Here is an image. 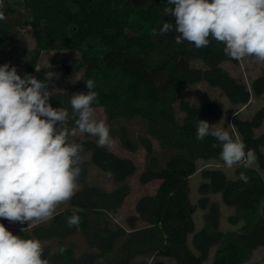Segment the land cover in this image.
<instances>
[{"label":"trees","instance_id":"trees-1","mask_svg":"<svg viewBox=\"0 0 264 264\" xmlns=\"http://www.w3.org/2000/svg\"><path fill=\"white\" fill-rule=\"evenodd\" d=\"M168 6L167 0H14L5 1L0 9L6 17L0 20V48L8 46V33L19 25H30L34 35V48L12 45L9 49L12 61L25 57L23 74L35 76L42 51L81 53L83 85L88 91L85 81L94 80L98 99L93 106H102L107 112L110 135L122 133L127 146L133 132L129 124L136 122L145 134L140 135V143L146 150V164L139 180L142 184L160 181L155 193L137 201V215L128 218L129 230L110 226L107 218L96 232L95 243L90 241L96 252L75 257L72 248H63V252L50 253L49 264H150L146 260L134 262L138 255L153 257L151 264H168L164 259L175 264H205L214 246L217 249L212 264H242L255 249L264 247V177L260 172L264 171V132L255 135V129L264 121V106L247 120L235 114L232 124L239 138L230 133L246 145L245 151H255L257 168L241 165L234 179L221 169L203 170V180L198 185L200 197L192 203L189 179L196 172L197 160L222 161V149L214 137L196 139V122L220 117L223 109L214 102L194 106L189 92L178 100L183 86L199 82L220 88L233 105H246L252 95L264 100V74L252 81L250 90L223 65L239 61L225 55L222 43L209 37V45L197 49L187 41L177 44L174 31L153 36L151 29H158L162 22L174 24L173 17L163 15ZM15 13L19 21L8 20ZM197 59L205 68L192 65ZM70 100L50 98L53 105L67 109L71 117ZM176 102L184 114L182 118L177 115ZM150 136L158 140L163 153L155 149ZM80 144L83 151L91 153V162L119 187L113 192L94 186L78 190L67 208L32 227L34 238L50 240L64 238L76 230L88 232L91 215L100 210L116 211L129 191L125 183L138 169L132 159L98 147L94 141ZM86 166L83 162L77 182H85ZM242 172L248 177L247 183L240 179ZM217 193L224 205L234 209V214L228 216L229 223H243L239 230H221L220 205L209 197ZM73 208L81 209L77 213L81 218L78 228H69L66 223ZM198 208L206 212L203 227L195 232L194 214ZM137 220L144 226L138 227ZM24 234L30 239L27 232ZM191 234L194 249L189 244ZM58 245L64 246L62 241Z\"/></svg>","mask_w":264,"mask_h":264},{"label":"clouds","instance_id":"clouds-1","mask_svg":"<svg viewBox=\"0 0 264 264\" xmlns=\"http://www.w3.org/2000/svg\"><path fill=\"white\" fill-rule=\"evenodd\" d=\"M167 3L163 15L173 17L174 24L162 22L158 29H151L153 36L174 31L177 44L187 41L197 49L207 47L211 37L224 45L225 55L233 60L253 57L264 62V0ZM5 19L0 10V20ZM46 67L51 69L52 65ZM53 77L59 79V74L49 71L41 81L28 73L21 76L15 65H0V219L29 225L48 221L60 204L71 200L83 163V145L68 139L77 130L97 137L98 147L111 149L115 145L105 121L94 118L93 104L98 99L94 80L85 81L87 93L71 96L70 117L67 109L53 108L49 103ZM208 136L219 142L220 159L228 168L235 164L249 167L256 162L255 151H245L241 140L233 139L222 127L197 119L196 139L202 141ZM240 179L248 182L243 172ZM79 211L73 208V214L66 217L69 228L79 227ZM44 251L40 240L14 235L0 223V264H49L42 258Z\"/></svg>","mask_w":264,"mask_h":264},{"label":"rangeland","instance_id":"rangeland-1","mask_svg":"<svg viewBox=\"0 0 264 264\" xmlns=\"http://www.w3.org/2000/svg\"><path fill=\"white\" fill-rule=\"evenodd\" d=\"M5 1L13 2L14 0H3V4ZM8 20H14L16 22L19 21V16L17 13L8 17ZM130 33L132 31L129 30ZM8 46L5 48H0V65L8 63L11 65H15L17 67L18 74L23 76L24 71L26 69V61L23 60L25 57L19 58L17 61H12L9 54L10 46L12 45H24L27 50H30L35 47V39L32 33L31 27L28 24H22L16 27V29L7 35ZM81 63V53L79 51L74 50H46L42 51L40 57L38 59V64L35 70V77L38 80H45L47 73L49 71L58 73L59 79L55 77L50 81L49 91H51V97H56L57 101L62 99H71V96L76 93H87L85 86L83 85V67H80ZM50 64L52 65L51 69L46 66ZM192 65L198 68H205L204 63L201 60H194ZM223 65L227 67L230 74L235 77L237 80L245 83L249 89L251 90L252 81L264 74V62H257L253 57H245L240 60L237 64H233L231 62H224ZM66 66H69L70 69L67 71ZM37 69H39L37 71ZM71 80H76V83H71ZM189 92V101L194 106H200L207 102H214L220 105L223 109V113L220 117H208L204 120L207 121L210 125H214V127H222L227 130L229 133H234L236 137L239 138L238 134L234 130L233 127V119L235 117L247 120L250 119L261 107L264 106V100L262 97L251 96L249 103L246 105H233L229 99L223 94L220 88L212 87L208 85L206 82H199L192 85H185L181 88L178 94V100H180L184 93ZM53 108H63L60 106L53 105L51 101H49ZM94 107V118L105 121L107 124V112L102 106H93ZM236 110V113L234 111ZM176 111L179 117H183L184 114L180 112L178 107V102H176ZM132 129L131 132V140L127 142V146L123 144L122 133L120 136H112L115 141V145L110 150L119 156H124L132 159L137 165V172L132 175L127 181L126 185L129 187V191L126 194L123 203L116 211L108 210L104 212L100 210L99 213H93L91 215V230L88 232L76 230L75 232L65 236L64 238H56L50 240L38 239L40 240L44 253L42 258L48 257L50 253L54 251H60L61 248H72L74 256L78 257L82 254L89 252H96L97 248L91 245L90 241L95 243V235L96 232L103 227V222L108 218L110 226L116 227L120 225L124 227L126 230H129L128 218L137 215L136 212V204L139 198L146 194L155 193L160 181L154 180L147 184H142L139 180L140 173L144 170L146 164V150L144 146L140 143V135H145L141 128H138L137 123L129 124ZM140 129V130H139ZM264 132V121L261 127L255 129V135H260ZM143 133V134H142ZM70 142L82 143L84 141H94L97 143L98 138L81 133L77 130L75 136L68 137ZM151 141L154 144V147L157 151L162 152L161 147L159 146L158 140L154 137L150 136ZM126 140V139H125ZM127 141V140H126ZM264 152V146L261 148ZM82 157V161L87 163L86 166V179L85 182H77L78 188L77 191L84 188L85 186L97 187L98 189L104 192H113L119 187V183L115 182L109 174L103 172L98 169L91 162V153L89 151H82L80 153ZM243 164H235L233 167L228 168L224 162L216 160V159H198L196 162V172L190 177V199L192 203H196L200 197L198 192V185L203 180L202 171L205 169H221L226 175L234 179L237 177L236 169ZM249 167L257 168L256 165L252 164ZM262 176L264 177V171H260ZM76 191V192H77ZM75 192V193H76ZM210 199L213 201H217L220 205L221 209V219H220V228L223 231H232L239 230L242 226V222L233 225L228 221V216L234 214V209L227 207L222 203L221 194H211L209 195ZM70 201L60 204L55 212H60L64 208H67L70 205ZM206 211L198 208L194 214L195 221V232L199 231L203 227V215ZM0 223L4 224V226L11 231L14 235L21 236L22 238L30 235V239H37L31 236L32 227L39 222H32L30 225L28 222L21 224L19 222H10L7 219H0ZM26 224H28L26 226ZM144 222L141 220H137V226H144ZM21 229H25L21 231ZM24 232V233H23ZM192 237L193 234L189 235V244L192 247ZM62 241L64 246H59V242ZM193 248V247H192ZM194 249V248H193ZM217 247L214 246L211 251L208 260L205 264H212L213 256ZM146 260L150 264L153 262V257L138 255L134 258V262ZM168 264H175L173 260L164 259ZM252 262H259L260 264H264V247H258L253 251L251 258L242 263L249 264Z\"/></svg>","mask_w":264,"mask_h":264},{"label":"water","instance_id":"water-1","mask_svg":"<svg viewBox=\"0 0 264 264\" xmlns=\"http://www.w3.org/2000/svg\"><path fill=\"white\" fill-rule=\"evenodd\" d=\"M70 69V67L69 66H66V70L68 71Z\"/></svg>","mask_w":264,"mask_h":264}]
</instances>
